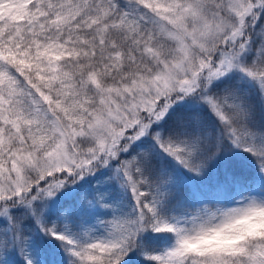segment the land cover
<instances>
[{"label": "snow or ice", "instance_id": "obj_1", "mask_svg": "<svg viewBox=\"0 0 264 264\" xmlns=\"http://www.w3.org/2000/svg\"><path fill=\"white\" fill-rule=\"evenodd\" d=\"M0 264H264V0H0Z\"/></svg>", "mask_w": 264, "mask_h": 264}]
</instances>
